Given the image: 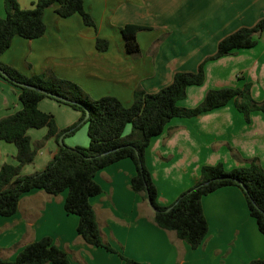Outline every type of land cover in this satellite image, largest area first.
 Masks as SVG:
<instances>
[{
  "label": "crops",
  "instance_id": "1",
  "mask_svg": "<svg viewBox=\"0 0 264 264\" xmlns=\"http://www.w3.org/2000/svg\"><path fill=\"white\" fill-rule=\"evenodd\" d=\"M32 1L18 3L28 8ZM83 4L95 29L85 26L78 15L60 17L54 6L48 7L44 34L34 39L13 37L0 61L25 75L50 71L76 82L93 99L114 96L128 106L135 91L156 92L172 81L175 72L195 71L207 60L204 83L187 87L179 106H195L210 88L242 86L239 75L251 82L255 99H264V31L254 47L208 59L220 39L264 16V0H83ZM0 16H4L3 0ZM128 23L149 29L164 23L169 35L153 47V39L139 30V51L128 54L119 32ZM96 37L108 41L106 50H96ZM18 93V87L0 76V118L21 109ZM38 108L52 113L58 128L81 117L79 111L47 97ZM85 125L81 122L74 133L62 135V143L87 146ZM46 132V127L29 128L32 145ZM60 145L49 138L21 172L43 169ZM15 154V145L0 139V166L15 163ZM252 157L264 168V113L252 112L247 122L233 103L194 117L172 118L152 139L145 156L161 206L170 205L194 185L201 165L221 162L231 170ZM134 174L128 158L101 169L95 180L102 191L90 198L102 239L124 256L139 264H247L264 258V236L239 187H221L202 197L208 231L202 243L191 248L173 231L154 223L152 207L130 188ZM66 195V191L49 195L32 190L19 198L14 214L0 215V258L13 260L28 243L50 237L70 264H125L118 253L82 240L76 229L78 217L64 208Z\"/></svg>",
  "mask_w": 264,
  "mask_h": 264
},
{
  "label": "trees",
  "instance_id": "2",
  "mask_svg": "<svg viewBox=\"0 0 264 264\" xmlns=\"http://www.w3.org/2000/svg\"><path fill=\"white\" fill-rule=\"evenodd\" d=\"M51 6L60 17L78 15L85 26L96 27L94 19L84 8L83 0H34L29 8H21L18 0H3L0 56L10 47L15 36L25 39L42 36L46 30L44 11ZM143 28L129 23L119 28L126 53L139 51L136 33ZM263 31L264 16L253 26L240 27L220 39L215 53L208 59H218L240 49L254 47ZM95 47L102 52L108 47V41L96 37ZM205 61L195 71L175 72L172 81L156 92L135 91L128 106L114 96L93 99L76 82L59 78L50 71L25 75L0 61V76L19 88L18 97L22 105L18 111L0 118V139L16 147V162H4L0 166V215L14 214L19 198L29 191L42 190L49 195L66 191L64 208L67 213L78 217L76 229L82 240L118 253L125 264H139L102 239L90 203V198L102 191L95 180L96 173L128 158L135 167L130 188L152 207L154 223L164 230L173 231L191 248H197L208 231L202 197L225 186H237L242 190L249 213L264 236V168L256 157L231 170L221 162L203 164L194 185L182 191L170 205L161 206L156 201L157 189L146 165V150L172 118L194 117L228 103H233L247 122L252 112L264 113V99L253 97L252 84L244 75L238 76L242 86L210 88L195 106H179L178 102L186 97L187 87L204 83ZM46 97L79 111L80 119L66 128H58L54 115L38 108V102ZM81 122L87 127V146L70 147L62 143L43 169L29 174L21 172L25 165L34 161L38 150L49 138L59 142L60 136L74 133ZM127 124L131 125V130L124 136ZM42 127L47 128L46 134L32 145L28 129ZM231 150L234 156L239 157L238 152ZM46 263L70 264L66 253L50 237L28 243L13 260L0 258V264ZM247 264H264V258L253 259Z\"/></svg>",
  "mask_w": 264,
  "mask_h": 264
},
{
  "label": "rangeland",
  "instance_id": "3",
  "mask_svg": "<svg viewBox=\"0 0 264 264\" xmlns=\"http://www.w3.org/2000/svg\"><path fill=\"white\" fill-rule=\"evenodd\" d=\"M164 26H165L164 23L152 29H149L144 26V28L140 30L139 32H142L143 36H147L148 38L153 39L154 41L153 47H156L159 41L166 39L167 36L169 35V30H166ZM130 130H131V125L127 124L123 131V135L125 136L126 134H128Z\"/></svg>",
  "mask_w": 264,
  "mask_h": 264
},
{
  "label": "water",
  "instance_id": "4",
  "mask_svg": "<svg viewBox=\"0 0 264 264\" xmlns=\"http://www.w3.org/2000/svg\"><path fill=\"white\" fill-rule=\"evenodd\" d=\"M87 114H88V113H86L84 119L87 117ZM59 143L62 144V136H60V138H59Z\"/></svg>",
  "mask_w": 264,
  "mask_h": 264
}]
</instances>
